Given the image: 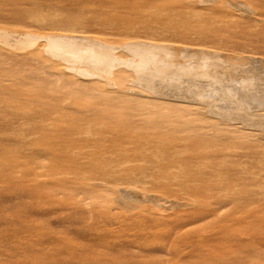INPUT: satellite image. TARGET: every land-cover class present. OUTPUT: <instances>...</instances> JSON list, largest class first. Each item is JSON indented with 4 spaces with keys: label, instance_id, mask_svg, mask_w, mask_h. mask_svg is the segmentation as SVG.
I'll return each mask as SVG.
<instances>
[{
    "label": "rangeland",
    "instance_id": "374dc122",
    "mask_svg": "<svg viewBox=\"0 0 264 264\" xmlns=\"http://www.w3.org/2000/svg\"><path fill=\"white\" fill-rule=\"evenodd\" d=\"M217 1L0 0V264H264V139L207 114L182 134L148 113L183 100H112L85 64L119 57L132 78L157 46L185 77H264V0Z\"/></svg>",
    "mask_w": 264,
    "mask_h": 264
},
{
    "label": "bare ground",
    "instance_id": "6f19581e",
    "mask_svg": "<svg viewBox=\"0 0 264 264\" xmlns=\"http://www.w3.org/2000/svg\"><path fill=\"white\" fill-rule=\"evenodd\" d=\"M225 1H230V0H225ZM216 2L219 3L220 1L218 2L216 0ZM226 3H229V2H226ZM220 4H221V2H220ZM39 21H41V20H39ZM8 39L13 41V43H16L11 38H8ZM5 41H6V39H5ZM24 41L27 42V40H24ZM32 41H33V39H32ZM49 41H52V39L51 40L49 39ZM18 42H19V40H18ZM18 42H17V45L19 44ZM20 42H22V41H20ZM27 43H29V42H27ZM52 44H55V43H52ZM9 45H10V43H9ZM72 46H74V49L78 47L77 44H74ZM13 47H15V46H13ZM23 48L24 47H22V50H23ZM51 48H52V46H51ZM53 48H55V47H53ZM161 49H162V47L154 46V50L155 51L154 52L151 51V53H153V55H152L149 52V50H144V47H140L139 48V52H140L141 55L143 54L141 56V58H143L144 63L142 64V66L138 67L137 71L134 74V77H132V78H129V76L127 75V73H125V71H117L119 68L126 66V65H124L125 64L124 60L119 58V57L118 58L117 57L107 58L106 60H104L102 62L89 60L88 57H87L88 60H86L85 64L89 68H91L93 70H96L97 72H103L105 74L104 78H102V79L100 77L99 78L101 80H104V86L106 88H108L107 90H109V94H110L112 100H114L113 99L114 96H117V97L120 96L121 97V95H126L127 93H130V92L133 93V91H132L133 89H131L129 87V86H131L130 84L138 85V87H137L138 88V94H139V92H141V93L142 92H147V93H145V95H148V94L152 93L153 95H157V96H168L169 98H176V99L183 100L184 102L181 103V104H169V105L167 104V105L153 106V107L150 108L151 112L148 113L149 120L152 119V117L150 115L154 114V116H156L157 118L158 117L159 118H166L169 121L170 120L171 121H176L177 122L176 124H178V127L176 128V130L178 129L179 131L182 132V134H183V132H190V131H193V130L195 132L196 127H198V126H196V124H195L196 122L195 121L197 120L200 123L201 122L202 123H206L208 118L205 115L207 114L208 116L210 115V116H213L214 118L215 117L218 118L219 120L215 118L216 120H215L214 124L217 125L216 121L218 120V123H219L218 127H220V130H221L220 132L223 131L226 134H229L230 137L232 136L233 138L244 140L248 136L249 137L251 136V138L252 137L257 138L258 135H259L260 139L261 138L264 139V77L257 76V75L255 76L254 74H251L249 72L248 68H247L248 65L246 66V64H245V66H246L245 68L243 66L241 68H238L239 66L237 67V65H236L237 68L235 66H234L235 68H233V69L231 68L232 70H231V73L229 72L230 73L229 76L227 75L228 72L224 71L225 73H227L226 75H224V72H216L215 74H212L211 72H209L205 68V71H203V72H199V69H198L199 73H194L193 74L191 72L193 74L192 75L193 78H191V76H190V78L189 77H185V75L183 74L184 72L182 73L183 75H181V70L179 71L180 73H178V70L174 71L178 67L177 64H174L172 61L171 62H167L165 60V58H164V60L166 62H164V60L162 61V60H159V59L156 58L155 53L159 52V50H161ZM54 50L55 49H53L52 52ZM165 50L166 49H164V52H165ZM35 51H37L36 48L30 49V51H26V52H28V53L31 52L32 55H33L34 54L33 52H35ZM182 51H186V50H181V52H180L181 54L180 55H182L184 53V52L182 53ZM196 51H197V49H196ZM202 51H197L196 52V54L201 55V58H203V56H204V50H202ZM217 52L221 53V51H217ZM37 53L38 52H36V54ZM53 53H55V51ZM59 53L61 54L60 56L62 58H63V56H64V58L67 55L69 56V53H61V52H59ZM168 53L171 54L170 49H169ZM207 53H208V51H207ZM212 54H213V52H212ZM171 55L173 56V54H171ZM213 55H215V53ZM216 56H217V54H216ZM35 57L37 58V56H33V58H35ZM211 58H212V56H211ZM78 59L79 58H77V60ZM172 59H174V58H172ZM212 59H214V58H212ZM247 59H245V61H247ZM204 60H206V59H204ZM241 60H244L243 57H242ZM72 61H73V58H72ZM208 61L212 62L213 60L212 61L208 60ZM215 61H218V60L216 59ZM224 61H226V60H224ZM201 62H203V61H201ZM42 63H45V62H42ZM150 63H151L152 67L149 69ZM184 64H183V66H184ZM215 64L216 65L218 64L217 66H219V63L215 62ZM227 64L230 65L228 62L226 63V65ZM249 64H250V62H249ZM207 65H212V64L211 63L210 64H206L205 67H208ZM169 68H170V71H167V69H169ZM171 69H173V70H171ZM215 69H217V68H214V70ZM223 69H225V68H223ZM120 70H123V69L121 68ZM210 70H211V68H210ZM221 71H223V70H221ZM228 71H230V70H228ZM196 72H197V70H196ZM212 72H213V70H212ZM95 75H97V74H95ZM83 76H85V75H83ZM161 76H162V78H161ZM179 76H184L185 78L180 79ZM190 79L193 80V83H191L192 80L188 81ZM159 83H164V84L167 83L171 89H176L177 92H175L173 90H172L173 93L171 91H170V93L169 92H165V90L167 88L165 90H161L164 87H162L161 89L159 88L161 91L157 92L158 90L156 89V87H157V85H159ZM168 85L166 87H168ZM135 91L136 90H134V93L136 94L137 92H135ZM104 94H106V96L108 98L110 97V96H108L107 93H104ZM142 95H143V93H142ZM145 95H143V96H145ZM103 97H104V95H103ZM104 101L105 100H103V102ZM196 106H199V107H196ZM106 109H108V108H106ZM141 109H144V108L142 107ZM129 110L127 109V113H129L128 112ZM194 115L198 117L196 119L194 118L195 121H193V119H192V116L194 117ZM198 122H197V124H198ZM207 125H205V126L207 127ZM247 126H249V127H247ZM201 128H202V125H201ZM211 128H213V127H211ZM202 129H204V128H202ZM207 129H209V128H207ZM215 129L216 128H214V130ZM216 131H217V129H216ZM197 132H199V130ZM204 132H206V131H204ZM223 132H222V137H223ZM208 133H206V136H208V138H209L210 135H207ZM212 134H211V136H212ZM218 134H219V132H218ZM202 135L205 136L204 133ZM217 137H219V136H217ZM204 139H205V137H204ZM254 176L257 177L256 174ZM117 188H119V187H117ZM117 192H118V194H120L118 196L122 197V200L125 198V196L128 197L127 199H129V197H132L131 193H129L126 190L120 189V190H118L116 192H114L112 190V192L108 193L109 195L111 194V196L113 194L112 199L110 198V201H115V202L119 201V203H120V201H122L120 197H118V196H117V198L114 197V196H116L115 194ZM137 196H138V193H137ZM141 197H142V195H141ZM141 197H140V199H141ZM132 199H135V197H133ZM108 201H109V199H108ZM130 204H129V207H127V208L129 210L130 209H134V206H133L134 203L132 205H130ZM134 205H136V202H135ZM136 206H138V205H136Z\"/></svg>",
    "mask_w": 264,
    "mask_h": 264
}]
</instances>
